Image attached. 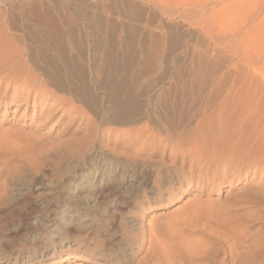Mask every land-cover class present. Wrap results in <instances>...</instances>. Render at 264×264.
<instances>
[{
    "label": "rangeland",
    "instance_id": "obj_1",
    "mask_svg": "<svg viewBox=\"0 0 264 264\" xmlns=\"http://www.w3.org/2000/svg\"><path fill=\"white\" fill-rule=\"evenodd\" d=\"M131 6L140 12L139 20L130 12ZM36 11L49 12L57 26L83 28L97 26L93 24L97 22L132 25L138 27L146 42L152 43L153 37V41L159 39L164 54L151 48L158 56V67L150 74L151 79L145 75L140 85V90L149 91L150 96L143 98L151 113L159 103L155 95L173 82L179 90L184 81L197 84L190 74L202 55L218 61L220 72L230 71L220 82L223 85L219 83L223 88L214 89L208 82L205 85L209 86L204 85L198 93L196 88L185 92L184 99L195 109L191 110L190 121L203 129L199 148L203 156H209L238 123L239 147L248 142V150H239L244 154L239 158L253 152V159L250 166L244 160L237 161L241 158L234 149L230 151L234 154L228 152L234 156H227L232 160L224 156L227 177L212 180L213 185L201 189L202 180L194 176L197 185L182 186L181 193L173 192L169 197L162 193L166 199L154 203L145 195L144 182L164 164L150 172L132 163L116 167L110 160L111 154L120 152L115 141L122 142L126 149L130 148L129 141L140 139L129 132V126L111 124L100 132L93 120L85 123L82 118L71 123L77 115L71 112L60 137L54 134L47 138V147L29 152L23 138L14 132H28L32 108L22 113V107L13 115L14 106L4 114L1 109L0 264H264V0H0V40L6 43L11 39L10 61H22L24 53L20 52L23 47L18 39H6L7 26H35ZM81 28L76 44L66 37V48L76 61L95 71L102 59L93 54L87 28ZM166 34L179 39V51L165 53L171 42L170 37L164 39ZM218 70L216 77L210 78L212 83L220 78ZM152 77L160 82L149 85ZM145 123L151 126L145 121L136 126L137 130ZM20 124L25 128L17 126ZM55 127H49L50 132ZM108 127H112L111 132ZM147 132L144 135L148 138L163 137L155 131L157 135ZM233 133L234 129L228 139L235 137ZM60 142L67 152L56 158L53 150ZM75 144H81L78 156L72 152ZM87 148L99 154L94 157L86 152ZM160 149L156 157L138 155L132 160L160 158L170 164L167 147L163 157H158ZM134 168L136 177L132 175ZM126 177L135 179L132 186L123 182ZM230 178L234 179L231 185L227 183ZM134 190L141 194L132 200ZM133 219L137 222L134 227Z\"/></svg>",
    "mask_w": 264,
    "mask_h": 264
},
{
    "label": "bare ground",
    "instance_id": "obj_2",
    "mask_svg": "<svg viewBox=\"0 0 264 264\" xmlns=\"http://www.w3.org/2000/svg\"><path fill=\"white\" fill-rule=\"evenodd\" d=\"M131 9L133 12H130L133 17L135 16L134 18H137L140 12L133 8V6H131L130 10ZM35 13V26H7L6 29L8 30L5 33L7 36L6 39L16 38L22 43V45H20L23 47L20 52L24 53L22 61L18 63L10 61L8 54L10 52V47H12V45L9 44L11 43V39L10 41H6V43L0 40V110L2 109L1 111L3 114L8 113L10 106H14L12 110L13 115V113L17 114L22 107V113L28 108H32L30 122L27 123L28 132L26 133V130L21 131L20 129L14 132V134L17 133L19 137L21 136L23 138L27 151L31 152L35 149L40 150L41 147L49 143L48 139L54 134H56L55 137H60L66 129L64 126L65 118L71 112L77 114L71 118V123L74 124V120L77 121V119L81 120L82 118L87 121L85 123L93 120V122H96L97 129H99L100 132L103 131V126L111 124L112 126H129L127 127L130 128V130L128 129L129 132L137 134L140 139L129 141L130 148H126L129 150L124 149L121 144L122 142L119 140L115 141V146L120 152L118 154H111L110 160H113L112 164L113 162L116 163V167L120 164L128 163L129 165L132 163L135 167H146L150 172L158 165L161 166L164 164L163 168L160 170L155 169L153 175L150 174L151 180L147 177L144 182L146 187L145 190L147 191L145 194L146 197L148 196V199L154 203H159L161 200L166 199L163 198L164 193L169 197L173 192H178V194L181 193L179 190L182 186L186 187V185L188 186L193 183L197 185L199 182L195 181L194 176L202 180L199 186L201 189H205L208 185H213L212 180L215 181L217 178L227 177V170L224 168L226 165L224 156H232L234 153L230 151L234 149H237L238 152L239 150H248V142H244L245 145L239 147L241 144L238 140L239 138L236 136H238L237 134L240 132L241 128H239L240 124L236 123L237 126H235L234 123L232 130H229L232 133L234 129V133L236 134L235 137L228 139L231 133L224 136V138L220 139L222 145L218 143L220 146L216 145L217 147L219 146L216 150V146L214 148L212 146L214 150L212 149L210 155L208 154L209 156L206 155L207 157H205L202 154L204 151L200 149L202 145L200 144L202 141L201 137H203L202 126L197 123L193 124L190 121V117H192L191 110L194 108L192 107L193 105H190L191 103H187L189 101L184 99L187 94L185 92L188 91L187 89L189 88L193 90L196 88L194 91L198 93L208 82L213 88L215 87L214 89L218 86H220V89L223 88L224 86L221 87L219 83L223 80L224 76H229L230 71L228 70L225 73L220 72L217 67L219 65L218 61L206 57L205 54H201V58L196 60L194 72L192 71L193 74L190 71L191 69L189 70L191 73L189 74L193 75L192 82H197V84L195 83V85H193L191 82L189 84L184 81L185 83L183 82V84H181L182 86L179 90V87L176 86L178 84L173 82V85L168 89L158 92V94L155 95L154 99H158L159 103L157 102V110L151 113L147 109L148 105L145 104L146 100L144 99L150 96V94H148L149 91H145L144 89L140 90V85L143 77H145V75L149 77L158 67L156 65L158 56L151 48H158L161 51V55L164 54V51L160 49L161 46H158L160 44L159 39L157 40L155 37L156 41H153V37L152 43L146 42V37L140 32L137 26H116L113 23L102 22L93 23L97 26H82L83 28L80 26H57L55 19L49 12L36 11ZM78 28H87L86 31L89 33L88 36H90L88 39H90L93 54H99V59L100 57L102 59L100 65H95V71L85 67L84 63L82 64L76 61L74 59L75 57L70 55L67 51L66 37L76 44L77 33L79 31ZM167 31H169V29H167ZM173 34L174 32H172V35ZM164 37V39L167 40L171 38V42L167 44L168 46L165 52L167 55H170L171 52L180 50L181 44L177 37L168 36V34ZM16 41L17 40H15V43ZM147 46H150L149 50H146ZM162 47H164V45H162ZM220 66L221 65H219V67ZM169 70L170 68L168 72ZM217 70L220 72L218 74L220 78L217 76L218 79H215L212 83L210 78L216 77ZM212 75L214 76L211 77ZM154 79L155 78L151 80L152 83L150 82L151 84L149 85L153 86L154 82H160V79ZM218 80L220 81L218 82ZM223 82L220 84L223 85ZM225 82H227V80ZM233 82L235 83V81ZM233 82L232 85L235 86L236 84L234 85ZM206 86L209 85H205V88ZM234 88L232 91L234 90L236 93V86ZM210 90L212 91L213 89ZM221 91L219 90V92ZM155 100L152 102H155ZM78 104H81V106ZM198 110H201V108ZM198 112L200 113L197 114H201L204 111ZM89 115L93 116L94 119ZM145 121L151 122V126L145 123L138 131L136 126ZM235 121L237 122L238 120ZM54 124L56 127L53 133L50 132L51 129L49 127H52ZM17 126L21 129L25 128L24 124ZM80 126L77 127L79 128ZM46 127L49 129L44 132L43 129H46ZM144 130L151 134H156L155 132H158L161 135L163 134V137L156 139L153 137L155 135H153L148 138L144 135ZM111 131L112 127H108V132ZM39 132H44V135H35V133ZM234 133L232 135H234ZM243 138L242 140L246 139L245 137ZM60 144L61 142L57 144L53 150L56 158L58 156H63L67 152V148ZM152 144L155 145L153 146ZM221 146L225 149L224 152ZM74 147L75 148L72 149L73 154L77 153V156L81 154V144H78V146L75 144ZM166 147L169 151L168 162L170 164L164 163L162 159L159 160L160 158L157 159L158 161L152 159L149 161L134 162V160H132L133 156L138 155L147 156V158L156 157L158 148L162 149H160L158 157H163L162 152H164ZM48 149L51 150L50 148ZM86 152L95 155L94 157L99 154L94 148H87ZM228 152L233 154L231 155ZM249 152L247 151V154H249ZM84 153L85 151L83 154ZM239 154L244 155L239 152L236 156H238V159H241L236 160H244V162L250 166L253 159V152H250L249 156L246 158L244 156H240L239 158ZM48 163L51 164L52 160L48 161ZM214 165L218 166L212 168ZM186 166H188L187 169ZM134 169H132V175L135 176L136 168ZM134 180L133 178L126 177L123 179V182L132 186ZM233 181L234 179L230 178L227 183L231 185ZM221 182L224 183L225 181L223 180ZM140 194V191L134 190L132 196H129H131L132 200H135ZM136 224V220L133 219L131 224L132 227L136 226Z\"/></svg>",
    "mask_w": 264,
    "mask_h": 264
}]
</instances>
